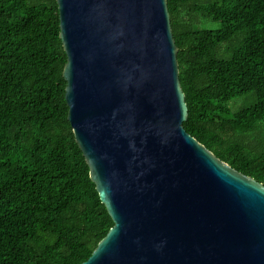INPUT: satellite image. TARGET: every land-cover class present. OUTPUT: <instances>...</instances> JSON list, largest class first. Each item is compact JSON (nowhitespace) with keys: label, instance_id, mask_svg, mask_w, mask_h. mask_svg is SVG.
Returning <instances> with one entry per match:
<instances>
[{"label":"water","instance_id":"1","mask_svg":"<svg viewBox=\"0 0 264 264\" xmlns=\"http://www.w3.org/2000/svg\"><path fill=\"white\" fill-rule=\"evenodd\" d=\"M66 102L114 225L81 264H264V184L189 134L168 0H57Z\"/></svg>","mask_w":264,"mask_h":264},{"label":"trees","instance_id":"2","mask_svg":"<svg viewBox=\"0 0 264 264\" xmlns=\"http://www.w3.org/2000/svg\"><path fill=\"white\" fill-rule=\"evenodd\" d=\"M188 118L264 184V0H168ZM57 0H0V264H81L114 222L68 120Z\"/></svg>","mask_w":264,"mask_h":264}]
</instances>
